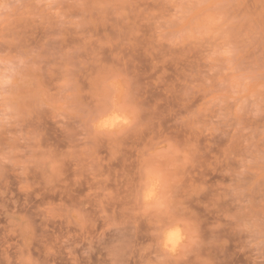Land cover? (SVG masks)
Returning a JSON list of instances; mask_svg holds the SVG:
<instances>
[{
    "label": "clouds",
    "instance_id": "obj_1",
    "mask_svg": "<svg viewBox=\"0 0 264 264\" xmlns=\"http://www.w3.org/2000/svg\"><path fill=\"white\" fill-rule=\"evenodd\" d=\"M0 264H264V0H0Z\"/></svg>",
    "mask_w": 264,
    "mask_h": 264
}]
</instances>
